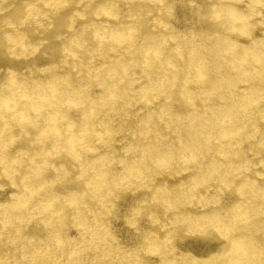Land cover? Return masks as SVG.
<instances>
[{"label":"bare ground","instance_id":"1","mask_svg":"<svg viewBox=\"0 0 264 264\" xmlns=\"http://www.w3.org/2000/svg\"><path fill=\"white\" fill-rule=\"evenodd\" d=\"M0 264H264V0H0Z\"/></svg>","mask_w":264,"mask_h":264}]
</instances>
